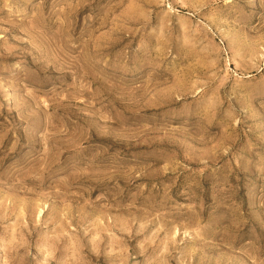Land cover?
<instances>
[{
	"label": "rangeland",
	"instance_id": "1",
	"mask_svg": "<svg viewBox=\"0 0 264 264\" xmlns=\"http://www.w3.org/2000/svg\"><path fill=\"white\" fill-rule=\"evenodd\" d=\"M0 264H264V0H0Z\"/></svg>",
	"mask_w": 264,
	"mask_h": 264
}]
</instances>
